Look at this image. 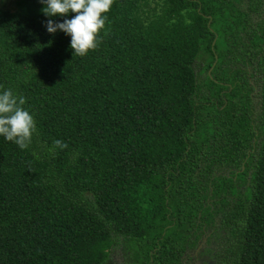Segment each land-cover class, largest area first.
<instances>
[{
  "label": "trees",
  "instance_id": "1",
  "mask_svg": "<svg viewBox=\"0 0 264 264\" xmlns=\"http://www.w3.org/2000/svg\"><path fill=\"white\" fill-rule=\"evenodd\" d=\"M24 1L0 92L36 131L0 135V264H193L204 236V264H264V0H114L84 56L46 28L76 13Z\"/></svg>",
  "mask_w": 264,
  "mask_h": 264
},
{
  "label": "clouds",
  "instance_id": "2",
  "mask_svg": "<svg viewBox=\"0 0 264 264\" xmlns=\"http://www.w3.org/2000/svg\"><path fill=\"white\" fill-rule=\"evenodd\" d=\"M46 5L42 11L49 17L76 13L63 22L46 21L47 31H64L71 36L70 47L74 56H84L95 49L99 42V33L105 26L107 13L114 0H42ZM26 98L14 95L11 89L0 92V135L15 142L20 149H27L31 143L36 124L32 114L24 107ZM54 146L65 149L68 145L62 140H55ZM196 255V253H195Z\"/></svg>",
  "mask_w": 264,
  "mask_h": 264
},
{
  "label": "rangeland",
  "instance_id": "3",
  "mask_svg": "<svg viewBox=\"0 0 264 264\" xmlns=\"http://www.w3.org/2000/svg\"><path fill=\"white\" fill-rule=\"evenodd\" d=\"M24 0H0V9H7L10 11H23L24 10ZM211 248L215 247L214 242L210 243ZM122 253V255H120ZM128 251L125 248H119L114 251L113 255L116 259L117 264H128ZM201 261V260H200Z\"/></svg>",
  "mask_w": 264,
  "mask_h": 264
},
{
  "label": "flooded vegetation",
  "instance_id": "4",
  "mask_svg": "<svg viewBox=\"0 0 264 264\" xmlns=\"http://www.w3.org/2000/svg\"><path fill=\"white\" fill-rule=\"evenodd\" d=\"M210 234V232L207 234V235H209ZM205 238H207L206 240H205ZM208 243V236H204V238H203V242H202V244H203V247L201 248V250L195 255V253H196V251H195V253H194V256H195V262L193 263V264H199V261L201 260L202 262L200 263V264H204V263H210V260H209V255L208 254H206V253H203V252H205V250L206 249H212L211 248V245H209V244H207Z\"/></svg>",
  "mask_w": 264,
  "mask_h": 264
},
{
  "label": "water",
  "instance_id": "5",
  "mask_svg": "<svg viewBox=\"0 0 264 264\" xmlns=\"http://www.w3.org/2000/svg\"><path fill=\"white\" fill-rule=\"evenodd\" d=\"M212 69V68H211ZM205 240H206V238H205ZM203 247V244L201 243L200 245H199V247L197 248V251H196V254L201 250V248ZM202 261H199V264L201 263Z\"/></svg>",
  "mask_w": 264,
  "mask_h": 264
}]
</instances>
